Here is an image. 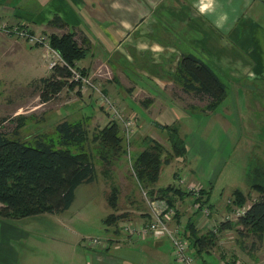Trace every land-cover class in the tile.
<instances>
[{"label": "crops", "instance_id": "obj_1", "mask_svg": "<svg viewBox=\"0 0 264 264\" xmlns=\"http://www.w3.org/2000/svg\"><path fill=\"white\" fill-rule=\"evenodd\" d=\"M54 15L60 16L67 23V30L48 26ZM0 17L11 23L26 21L34 32L48 30L51 33L62 34L70 29H83L91 39V47L85 57L78 62V67L100 84L102 90L111 96L119 107L137 115L140 130L131 142L132 150L136 155L144 150L147 141L151 138L159 142L162 141L161 139L169 140L168 133L160 131L157 124L176 125L185 139L186 155L174 157L175 159L173 158L174 160L167 165L173 166L172 174L176 179L179 180L180 177L186 179L188 176L191 182H197L194 185L198 187V191L191 192L188 187H182L186 181L184 183L179 181V185L172 183L163 185L161 177L165 167L158 180L151 186V189L170 185L180 188L179 194L172 196L178 209L175 227L188 230L187 226L191 222L196 225L198 231L201 230L200 233H205L212 230L209 224L216 226L222 221L223 217L215 207L213 214L207 217L201 210L200 212L195 210L194 203L191 209L194 215H190L185 224L182 220L183 214L188 211L185 201L187 199L195 201L200 197L201 201L207 202L205 197L211 193L210 187L216 183L217 177L227 164L228 161L223 153L226 152L228 145L224 140L221 142L222 129L226 130L223 135L227 143L235 136L237 138L243 136L247 131L251 133L264 130V125L255 124L256 121L264 123V0H0ZM27 46L31 49L27 50ZM33 47L0 33V73L5 71L4 73L9 75L13 69L16 70L15 73L19 72L20 62L31 69ZM184 53L201 58L226 84L228 94L219 105L221 111L218 106L208 113L189 111L182 113L173 98L151 87L152 82H156L162 88H167V85L162 86L160 82L175 76L177 63ZM47 54L51 56L47 64L49 72L45 76L50 75L52 71L49 69V61L53 54L48 51ZM105 66L112 75L101 78L100 74ZM155 72L160 73V76L154 74ZM36 78L38 77L33 80ZM138 78L148 81L147 84H142L141 88L151 98L143 99L142 95V98L137 100L138 93L133 89L130 90L134 86H140L136 81ZM11 81L15 83V80L5 76L3 83ZM165 83L173 82L167 80ZM74 89L77 91L65 88L59 97L65 96L63 98L65 100L78 97L86 102L92 99V96H97L95 90L84 91L82 87ZM235 90L243 93L240 105L239 102L234 103L236 109L230 108L227 103ZM50 102L52 100L43 104ZM259 114L263 116L261 120ZM255 115L258 116L254 117ZM63 120L73 122L67 118ZM109 121L108 116L100 127L106 126ZM231 123L234 124L233 129L229 127ZM120 132L123 133L121 128ZM123 145H125L124 139ZM171 152L170 147L168 155ZM181 160L183 163L180 164ZM115 161L119 162L118 159ZM183 171L185 174L182 173ZM103 172L107 173V170ZM127 172L130 180L136 182L139 190L143 191L132 170L127 169ZM97 181L98 171L95 181L77 188L75 200L70 207L79 198L80 188L87 191L90 186L98 183ZM128 182L127 179L123 181L125 184ZM114 186L117 185L113 184L112 187ZM237 189L239 188L234 186L231 190V199ZM106 193L107 191H104L103 196L107 206ZM258 195L259 193L254 195L253 201ZM80 197L91 198L87 195ZM115 211L111 210V212ZM146 214V219L151 217L150 213ZM14 220L0 219L5 222L1 229L0 264H67L64 262V249L60 248L59 251L54 252L55 246L48 241V237L45 238L56 229H20L12 224L15 223ZM230 229L235 228L219 229V231L223 232V235L231 232ZM107 231L111 233L108 239L111 241L107 240L109 246L102 251H106L110 257L108 262L100 260L99 264H133L140 262L143 256H148L149 262L154 259V256L150 257L152 250L150 239L136 241L119 225L115 230L107 229ZM217 234L220 235L218 232ZM236 238L239 249L238 246L233 247L236 250L230 249L231 255L244 257L246 250L239 244L240 236L237 232ZM220 239L218 237V241L223 244L224 241ZM152 240L157 241L158 250L168 245L173 249L172 243L167 238ZM23 249L26 252H22ZM219 253L222 252H218L217 255ZM204 254L215 255L213 251L201 252V264H207ZM219 256L222 258L221 255ZM89 262L88 257V264ZM222 264L228 262H223L222 259ZM256 264L264 263L256 260Z\"/></svg>", "mask_w": 264, "mask_h": 264}, {"label": "rangeland", "instance_id": "obj_2", "mask_svg": "<svg viewBox=\"0 0 264 264\" xmlns=\"http://www.w3.org/2000/svg\"><path fill=\"white\" fill-rule=\"evenodd\" d=\"M0 18L6 21L2 17ZM8 23L11 25L23 23L26 25L31 34H44L49 38L52 34L48 30H44L43 32H34L26 21ZM0 33L6 37H13L15 40L21 41L23 44H27L32 47L34 46L32 51L33 65L31 69L20 62L19 72L17 71V73H15L16 70L13 69L9 75L4 73L5 71L0 73V116L9 118V121L6 123L7 131L9 130L12 132L18 123L16 118L22 117V119L25 120L26 125L23 128H20V138L31 140L37 135H45L48 140L58 144L59 139L55 131V125L64 118H67L73 122L81 121L85 123L86 126H89L91 135L95 131L94 128L102 126L101 123L107 119L108 115L105 114L101 109L97 96H92L93 98L91 97L92 99H88L86 102H83V100L79 99L78 97H71L69 100L66 98L65 100L63 99L65 96H62L61 98H56L50 103H41L39 92L36 89V79L33 80V78L44 77L49 72L47 64L51 55L47 54V48L43 44H33L30 40L28 41L27 39L17 35H8L7 33L1 31ZM26 48L27 50L31 49L28 46ZM108 69L109 68L106 66L104 67V70L100 74V76H102L101 78H106L112 75V72H110ZM154 74H158L160 76V73L155 72ZM5 76L15 80V83L12 81L10 83H3ZM163 80L173 82L171 84H167L165 81L160 82L162 86L167 85L166 87L169 89L165 87L162 88L156 82H152L153 84H151V87L155 91H162L163 95L167 93L171 98H173L179 105L180 112L183 113L189 111L203 113V109L198 110L197 107L205 108L210 104L207 99H200L195 95L187 93L183 89L181 80L177 79L176 75L174 77L170 76ZM136 81L139 82L140 86H134L133 88H130V90L133 89L135 93H138L136 99L139 100L142 98V95L143 99L151 98L150 96H147L141 88L143 87L141 85L144 83L147 84L148 81H144L140 78H138ZM238 92V90L233 91L232 95L228 98L227 103L229 104L228 106H230V108L236 109L237 107L234 106V103L236 102H239L240 105V102L242 101L241 97L243 98V93ZM230 103L232 105H230ZM192 105H196L197 107L193 109ZM136 108L141 110L138 106H136ZM219 109V111L222 110L221 106H219ZM256 116L258 115H255L254 117ZM258 117L260 120L263 118V116L260 114ZM255 124L256 126L264 125V123L257 121ZM233 125L231 123L229 127L233 129ZM160 131L163 130L160 129ZM224 131L226 130L222 129L221 142L224 140V143L228 145L226 152L223 153V156L228 162L223 168L219 177H217L216 183L212 184L213 187L207 182L209 187L211 186V193L205 197L207 202L201 201L200 197L196 199V201H201L202 204H205V208L210 211L215 207L223 219L230 218L232 223H236L241 210H246L250 206L249 203L253 202V198H255L254 195H257L258 193V191L252 186L254 184L264 186V130L261 129L259 132L252 131L251 133L247 131L241 137L237 138L235 136L233 139L229 140L228 143L227 139L223 135ZM120 134H122L123 137V133L120 132ZM10 136H14V134L11 133ZM161 140L163 142L160 141V143L164 146L163 156H166L168 155V149H170L171 145L168 139ZM72 149H74V146H72ZM132 149L133 145H130V147L127 149V155L118 159L119 162H116L115 159H112V163L114 164L110 168L109 165H107L108 169L103 165L101 160L102 158L100 159L97 157L98 155L95 154L94 162L98 171V183L90 186L87 191L84 190V188H80L78 191L79 198L68 211L59 214L47 213L31 216L29 218L24 217L15 220L13 219L15 223L12 224L19 227L20 229H56L54 233L46 235L45 238L48 237V241L55 246L54 252L59 251L60 248L64 249V262L67 264H88V257L90 259L89 264H99L98 261L100 260L108 262L110 256L106 254V251L103 252L102 249H93L88 244V241L91 238L108 240L111 237V233L108 232L107 229L115 230V227L118 225L123 226L124 223V220H121L117 225H115V222L114 224L110 225L109 228H107V225L104 224V219L111 213L112 210L109 206L110 201L109 203L107 201V206L105 205V199L103 196L104 191H107V198L113 188L112 185H117V187L120 189V194L117 203L118 209L115 211V213H123L125 217L128 218V222H132V225L144 222L146 220V213H150L152 216V207L149 206L148 201H145L142 191L139 190L136 182H132L130 180V175L127 172V169L131 171L130 168L132 159L134 160L136 156L135 151ZM173 158L172 160L175 159ZM181 163H183L182 160L180 161V164ZM172 169L173 166H165L163 170L164 173L161 177L163 185H168L170 183L179 185V180L176 179V176L174 177L172 174ZM104 170H107V173H104ZM182 173L185 174L184 171ZM125 179L129 180V182L126 184L123 183V181L125 182ZM250 183L252 185L251 188ZM194 184H197V182H191L187 176L186 183L182 184V187L189 188ZM172 186L176 187L175 185ZM234 186L242 190L246 195L242 204H237L235 202V197L231 199V190ZM175 194H179V192H176L174 189L169 194V199L172 201L173 205H169L171 202L169 203L167 201H165L164 204L168 205L170 208H175L174 211L177 217L178 209L172 198V196ZM80 195L91 196V198L87 199V197H80ZM194 203L195 201L190 199L185 201V204L188 206V211L183 214L182 219L185 224L188 222L189 216L194 215L191 212ZM164 204L160 203L159 205L161 208H166ZM148 209L150 212H148ZM212 214L213 213H210L209 216ZM176 217H174L173 221L171 222V225L173 223L174 227ZM0 219L3 218L0 217ZM220 219L221 218H218V220ZM3 223L5 222L0 221V238L1 229L4 227ZM219 223H221V221L218 222V224ZM218 224H216L213 229H218L217 232L220 235L217 234V236L220 237V240H223L224 243L221 244V241L217 242V246L211 250L215 255L204 254L207 264H222V259L223 262H228V264H233L235 260L239 261L241 264H256V260H261L262 263H264V243L251 253L248 249H246V254L244 257L231 255L230 249H235L238 246L236 240L237 231L236 229H230L231 232H227L226 234L222 235L223 232L219 231L220 224L219 226ZM221 230L224 229L221 228ZM199 232H201L200 229ZM39 236L41 235L39 234ZM150 241L152 242L150 257L154 256V259L149 262V257L143 256L140 262H134L133 264H176L171 246H163L162 248H159V250L162 252H159L157 248V241L152 239H150ZM244 241L247 244V248H250V243L247 240ZM237 249H239V246ZM22 252L26 251L23 249ZM218 252H222L219 253L222 258L217 255ZM192 253L194 254L197 262L201 264V255L196 253L194 248H192Z\"/></svg>", "mask_w": 264, "mask_h": 264}, {"label": "trees", "instance_id": "obj_3", "mask_svg": "<svg viewBox=\"0 0 264 264\" xmlns=\"http://www.w3.org/2000/svg\"><path fill=\"white\" fill-rule=\"evenodd\" d=\"M48 26L67 30V23L58 15L52 17ZM90 42L89 35L83 29H70L62 34H51V47L60 53L66 64H58L50 75L36 78V89L42 103L59 98L65 88L74 89L78 85V82L72 81L71 68L78 67V62L85 57L91 47ZM81 71L87 75L85 70ZM175 75L181 80L187 93L200 99H207L210 103L205 108L192 105L193 109L197 107L198 110L203 109V113L212 112L227 97V86L219 75L209 64L193 54L184 53L181 56ZM103 92L107 94L104 90ZM96 95L98 99V93ZM100 107L107 113L106 109L101 105ZM16 120L18 122L16 128L11 132L6 130L9 118L0 116V217L4 220L67 210L75 200L77 188L97 179L95 154L102 158L107 169V165L112 164V159L117 160L127 155V148L123 145L121 134L119 135L120 128L112 121L102 128H94L92 135L89 126L81 121H60L55 125L59 139L58 144H55L45 135H37L31 140L20 138V128H23L26 122L22 117ZM157 127L168 133L172 152L163 156L164 146L151 138L144 150L136 155L134 160L132 159L130 169L151 199H161L173 205L169 194L173 189L180 192L179 187L170 185L151 189V186L173 157L186 155L187 146L176 125L157 124ZM11 133L14 136H10ZM252 187L259 195L245 213L239 216L236 223L229 219L220 223V229L235 228L241 237V247L248 249L250 253L264 243V186L254 184ZM119 194L120 189L114 186L107 196L108 203L109 201L111 203L109 206L113 210L118 209ZM245 196L239 189L234 191L237 204H242ZM121 220L126 222L128 218L123 213L111 212L104 219V224L109 228ZM187 227L188 236L196 253L210 252L217 246L218 236L213 230L200 233L191 222ZM244 240L250 243V248H247Z\"/></svg>", "mask_w": 264, "mask_h": 264}, {"label": "built area", "instance_id": "obj_4", "mask_svg": "<svg viewBox=\"0 0 264 264\" xmlns=\"http://www.w3.org/2000/svg\"><path fill=\"white\" fill-rule=\"evenodd\" d=\"M0 31L7 33L8 35H17L19 37L25 38L28 41L30 40L33 44H43L49 53H52L53 56L50 59V69H53L56 65H64L66 61L62 58L60 53L51 47L50 38L44 34H31L23 23L9 24L8 22L0 18ZM37 35V36H36ZM37 42V43H36ZM73 77L72 81L78 82V85L75 88H81L84 91L89 89L95 90L98 93V99L100 105L106 109L110 121L118 124L123 132V139L128 149L133 141L134 136L139 132V122L138 117L135 113H125V110L118 106V104L107 94H105L100 86L95 80H93L89 75H84L81 69L77 67H72ZM76 92L77 90L74 89ZM179 181L184 183L186 181L185 177H180ZM190 191L197 192L198 187L195 185L189 187ZM145 201L149 203V206L152 207V216L147 218L144 222L136 225H132V222H124L123 229L127 230L129 235L133 237L136 241L144 239H161L167 238L172 243L174 261L176 264H199L195 259L194 254L192 253L193 245L191 239L188 236V232L185 228L173 227L171 222L176 213L175 208H170L168 205L164 204L165 201L160 199L153 200L150 198L147 190L143 188L142 191ZM163 203L166 208H161L159 205ZM169 208V209H168ZM194 208L196 211H202V213L209 217L210 213H213V210H207L205 204H202L201 201L195 200ZM245 213V210H241L238 216ZM230 220V218L222 219ZM210 229L217 233V229H213L214 226L209 224ZM217 228V227H216ZM109 241V240H108ZM89 246L93 249H106L107 240L91 238L89 241ZM104 244V245H103ZM233 264H241L239 261L235 260Z\"/></svg>", "mask_w": 264, "mask_h": 264}, {"label": "clouds", "instance_id": "obj_5", "mask_svg": "<svg viewBox=\"0 0 264 264\" xmlns=\"http://www.w3.org/2000/svg\"><path fill=\"white\" fill-rule=\"evenodd\" d=\"M202 11L204 10V8L201 9Z\"/></svg>", "mask_w": 264, "mask_h": 264}, {"label": "bare ground", "instance_id": "obj_6", "mask_svg": "<svg viewBox=\"0 0 264 264\" xmlns=\"http://www.w3.org/2000/svg\"><path fill=\"white\" fill-rule=\"evenodd\" d=\"M22 41H24V40H22Z\"/></svg>", "mask_w": 264, "mask_h": 264}]
</instances>
